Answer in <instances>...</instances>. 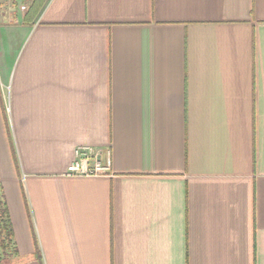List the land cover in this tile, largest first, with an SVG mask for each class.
Wrapping results in <instances>:
<instances>
[{"label":"crops","instance_id":"obj_1","mask_svg":"<svg viewBox=\"0 0 264 264\" xmlns=\"http://www.w3.org/2000/svg\"><path fill=\"white\" fill-rule=\"evenodd\" d=\"M31 5L0 0L10 264H264V0Z\"/></svg>","mask_w":264,"mask_h":264},{"label":"trees","instance_id":"obj_2","mask_svg":"<svg viewBox=\"0 0 264 264\" xmlns=\"http://www.w3.org/2000/svg\"><path fill=\"white\" fill-rule=\"evenodd\" d=\"M47 0H32L31 9L39 11ZM18 256L14 239V230L11 222L7 201L0 183V264H5L12 257Z\"/></svg>","mask_w":264,"mask_h":264},{"label":"built area","instance_id":"obj_3","mask_svg":"<svg viewBox=\"0 0 264 264\" xmlns=\"http://www.w3.org/2000/svg\"><path fill=\"white\" fill-rule=\"evenodd\" d=\"M22 10L26 7L22 6ZM101 152L90 147H80L75 151V160L68 168V175L94 176L110 172V155L103 161Z\"/></svg>","mask_w":264,"mask_h":264},{"label":"rangeland","instance_id":"obj_4","mask_svg":"<svg viewBox=\"0 0 264 264\" xmlns=\"http://www.w3.org/2000/svg\"><path fill=\"white\" fill-rule=\"evenodd\" d=\"M5 264H10V262H8L7 260L5 261Z\"/></svg>","mask_w":264,"mask_h":264}]
</instances>
